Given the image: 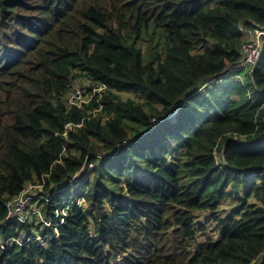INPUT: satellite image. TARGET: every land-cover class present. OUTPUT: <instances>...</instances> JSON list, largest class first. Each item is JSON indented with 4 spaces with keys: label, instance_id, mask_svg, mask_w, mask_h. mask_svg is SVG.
Returning a JSON list of instances; mask_svg holds the SVG:
<instances>
[{
    "label": "trees",
    "instance_id": "trees-1",
    "mask_svg": "<svg viewBox=\"0 0 264 264\" xmlns=\"http://www.w3.org/2000/svg\"><path fill=\"white\" fill-rule=\"evenodd\" d=\"M240 25L264 0H0V264H264V56L222 81ZM74 82L106 90L70 107ZM31 184L40 215L7 223Z\"/></svg>",
    "mask_w": 264,
    "mask_h": 264
},
{
    "label": "built area",
    "instance_id": "built-area-1",
    "mask_svg": "<svg viewBox=\"0 0 264 264\" xmlns=\"http://www.w3.org/2000/svg\"><path fill=\"white\" fill-rule=\"evenodd\" d=\"M239 29L249 34V38L242 45V53H243L242 59L237 64L229 67L227 72L229 74L237 73L240 71H247V72L253 71L255 66L264 56V49H263L264 30H260V29L249 30L242 25L239 26ZM83 97H84L83 89L73 84L72 90L67 100V104L70 107L73 106V107L81 108L84 102L82 100ZM30 186L35 187L33 185H29L28 187ZM25 190L8 202L7 204L8 217L6 220L7 223H16V222L24 223L34 213L40 215L38 209L32 211V207L30 205V197L25 192ZM44 223L50 225L47 221H44Z\"/></svg>",
    "mask_w": 264,
    "mask_h": 264
},
{
    "label": "rangeland",
    "instance_id": "rangeland-1",
    "mask_svg": "<svg viewBox=\"0 0 264 264\" xmlns=\"http://www.w3.org/2000/svg\"><path fill=\"white\" fill-rule=\"evenodd\" d=\"M239 73H242L243 74V72H239ZM239 73H235V74H233V75H231V76H229L228 77V75H227V77H225V78H223L222 79V81H228V80H230V79H232V78H235L236 77V75H238ZM231 74V73H230ZM106 90V88H102V89H96L95 88V90H93V92H92V94H90L89 96L87 95V96H84L83 98H82V100L84 101L83 102V105H85V104H89V103H91L92 101H94L93 100V96L94 95H96L97 93H104V91ZM130 97H132V95L131 94H122V98L124 99V100H127L128 98H130ZM85 109H87V107L85 106L84 107ZM91 114L93 113L94 114V116H96V114H97V111L98 110H96V109H94V110H88ZM216 160H217V162H219V163H221L223 160H222V155H220V154H217L216 153ZM251 181H255V179H252ZM34 186V185H33ZM231 189V188H230ZM229 190V189H228ZM25 192L28 194V196L30 197V205H31V207H32V211H35L36 209H38V198L40 197V194L43 192V189H42V187H27V189L25 190ZM226 204L223 206V208H222V212L223 213H221L220 215H225V214H228V213H230V211H231V208L229 207V205H232L233 203H234V200H229V198L226 200V201H224ZM34 214H36V213H34ZM33 214V215H34ZM33 215H31V216H33ZM40 217V216H39ZM210 217V215L209 216H207V215H203V218H201V220H203V222H206L207 221V219ZM42 219H43V221H45L44 220V218L43 217H41ZM40 218V219H41ZM49 226V225H48ZM255 264H259V262H257V263H255Z\"/></svg>",
    "mask_w": 264,
    "mask_h": 264
},
{
    "label": "clouds",
    "instance_id": "clouds-1",
    "mask_svg": "<svg viewBox=\"0 0 264 264\" xmlns=\"http://www.w3.org/2000/svg\"><path fill=\"white\" fill-rule=\"evenodd\" d=\"M253 30H254V29H253ZM246 34H247V33H246ZM248 38H249V34H247V40H248ZM247 40H246V41H247ZM242 45H243V44H242ZM241 47H242V46H241ZM263 49H264V42H263ZM240 72H247V71H240ZM251 72H253V71H251ZM237 73H239V72H237ZM232 74H235V73H232ZM74 84L77 85L78 87L82 88V87H81L80 85H78L77 83L74 82ZM71 90H72V88H71ZM222 160H224L223 157H222ZM31 185H32V184H31ZM28 186H29V185H28ZM28 186H27V187H28ZM34 186H35V185H34ZM36 187H40V186H36ZM26 189H27V188H26Z\"/></svg>",
    "mask_w": 264,
    "mask_h": 264
}]
</instances>
